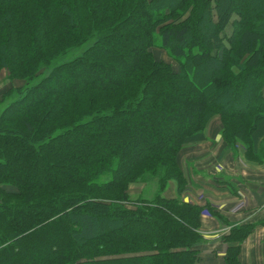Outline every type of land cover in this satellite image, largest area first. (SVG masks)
Returning a JSON list of instances; mask_svg holds the SVG:
<instances>
[{
	"label": "trees",
	"instance_id": "16d2710c",
	"mask_svg": "<svg viewBox=\"0 0 264 264\" xmlns=\"http://www.w3.org/2000/svg\"><path fill=\"white\" fill-rule=\"evenodd\" d=\"M3 67L25 83L0 113V264H206L179 155L219 114L227 148L264 162V0H0ZM137 180L152 197L130 195ZM207 208L231 225L219 264H250L260 222Z\"/></svg>",
	"mask_w": 264,
	"mask_h": 264
},
{
	"label": "crops",
	"instance_id": "0c3cea01",
	"mask_svg": "<svg viewBox=\"0 0 264 264\" xmlns=\"http://www.w3.org/2000/svg\"><path fill=\"white\" fill-rule=\"evenodd\" d=\"M217 128V126H216ZM216 132V131H215ZM210 131L208 130L207 136L209 137ZM218 135V133H216ZM209 140H203L199 142H194V144H202V146L206 147L204 149V153L200 151V153L193 154L189 156L188 162L186 163L191 166L192 171H189L188 167H185L182 164L186 175L189 177L192 176L197 184H193L190 181L188 185V190L183 194V198L185 200H189L194 203L201 204L202 198L208 199L214 204L218 209L224 212L225 216L235 222H243V221H252L258 211L263 215L264 214V164H248V169H244L245 173L243 175L236 174L235 170H232L231 166L232 156L229 150L224 151L223 144L219 141V135L216 136V140L214 141L212 138ZM193 144V143H189ZM208 150V151H207ZM212 155L213 160L218 159V157L222 156V161H217L221 164L223 161V165L225 167L230 168L232 171L226 172V175L220 174L217 176L215 173L213 174V179L206 177L203 172H200L202 168L200 166L201 158L205 157V153ZM238 162V161H237ZM237 168V165L235 164ZM197 167V168H196ZM240 170L239 168L237 169ZM236 170V171H237ZM234 173L237 175H234ZM230 179L234 183L237 184L239 190L238 194H232L230 192H219L216 189L204 188L201 184L213 182L216 183V179ZM260 179V180H259ZM175 189V187H174ZM165 195L169 197H175L176 191L170 192V194L166 193ZM241 203L240 206H238ZM255 213L249 216L248 214L253 212ZM255 215V216H254ZM249 220H246L248 219ZM229 225L222 224L217 218H207L203 223V230L205 232V242L200 246L201 255L203 257V261L206 264H219L223 256L226 253L227 247L230 243L224 242L221 239V236L226 234L229 229ZM264 236V228H258L256 233L246 239L243 243V259L250 264H260L259 263V240Z\"/></svg>",
	"mask_w": 264,
	"mask_h": 264
},
{
	"label": "rangeland",
	"instance_id": "374dc122",
	"mask_svg": "<svg viewBox=\"0 0 264 264\" xmlns=\"http://www.w3.org/2000/svg\"><path fill=\"white\" fill-rule=\"evenodd\" d=\"M89 44H90V42H87L86 44L82 45L79 48H75L73 50H70L68 53L64 54L62 57H60L59 59L54 61V63L57 64V63H59L61 61L72 59V58L80 55ZM152 51H153V53L155 54V57L158 60H165L166 62L171 63L173 65V67H174V70L175 71H179L180 64L173 57H171L165 49L161 48L160 46H157V47L152 48ZM50 70H51V68H42V70H41L42 73L40 74L39 78H42L43 76L48 74L50 72ZM39 78H38V80H39ZM24 83H25L24 80L21 79V78H13V79L10 78V73H9L8 68H6V67L1 68V70H0V113L2 112V110L11 101H13L15 98H17V95L15 93L8 94L7 93L8 90H10L11 88L17 87V86H23ZM216 126H217V128H216ZM221 128H222L221 117H220L219 114H216L215 116L212 117V119L210 120L209 125L207 127V132H208V130L211 132L207 139L209 140V142H212V140H210L209 138H212L215 141L216 140V136L219 135V139H220L219 141L224 145L223 146L224 151L229 150V152L232 153L231 155L235 157V158H232V160H231V166L233 167L232 170H235L236 174H240V175L242 174L243 175V173H245L244 169L249 170L248 167H247V166H249L248 165L249 163L250 164L254 163V164H258V165H263L264 164V162L260 163V162L255 161V160L248 159L245 156V148H244V143L242 142V140H240V142H238V145H236L237 150L235 152L233 150L234 148L233 149L232 148H227V142L222 137ZM216 133H218V135ZM202 144H194V143L193 144H186L184 146V148L182 149L180 155H179V160H180L181 165L184 164L185 167H188L189 171H192V168H191V166H189L186 163V161L188 162L187 158H189V156H191L193 154L200 153V151H202V153H204L203 151H204V149L206 147L202 146ZM217 161H222V156L221 155L218 157ZM217 161H216V159L213 160V156L207 154V152H206L205 153V157L201 158V161H200V163H201L200 166L202 167L200 169V172H203L206 177H209L210 179H213V174L214 173L217 176H219L220 174L226 175L227 174L226 172L232 171L230 168L225 167L223 165L224 161L221 164L218 163V168H217ZM235 164L237 165V168H234V167H236ZM238 168L240 169L239 171L237 170ZM235 173H234V175H236ZM263 180H264V177H263ZM215 182H216V180H215ZM174 187H175V189H174ZM8 188L9 189L10 188L14 189L13 186L12 187L8 186ZM156 190H157V185L156 184H151V182H148V181H145V180L133 181V182H131L129 184V187H128V191H129L130 195L133 198L140 197L141 195L143 197L150 198V197L153 196V194L156 192ZM187 190H188V188H186L184 190L183 194H185V192ZM174 191H176L175 181L171 180L169 182L164 194H166V193L170 194V192L172 193ZM176 194H177V191H176ZM183 194H182V199L185 200L183 198ZM185 201L191 202L189 200H185ZM192 203H194V202H192ZM195 204H199V203H195ZM199 205L205 207L204 210H203V213H202V225L200 227V231L203 233L204 239L206 240L205 232L203 230V223H204L205 219H207V218H211V219L212 218H215V219L217 218V216L215 214H213L207 208V206L210 205V207L213 210H216L217 212H220L224 216H225V214H224L223 211L216 209L217 207L214 204H212L211 201L208 200V199L202 198L201 204H199ZM240 205H241V203L238 206H240ZM255 211L256 210H254L252 213L250 212L248 215L251 216L252 214L255 213ZM229 220H231V219H229ZM246 220H249V218L246 219ZM251 220L252 221L239 222V223L260 222L255 227L253 232L248 236V238L250 236H252L254 233H256V231H257V229L259 227L260 228H262V227L264 228V223L262 222V220H264V214L262 215L258 211L256 216L253 219L251 218ZM231 221L234 222V220H231ZM229 226L230 227H229L228 231H226L227 233L231 229V225H229ZM259 257H260L259 263L260 264H264V236H263V238H261L259 240Z\"/></svg>",
	"mask_w": 264,
	"mask_h": 264
}]
</instances>
